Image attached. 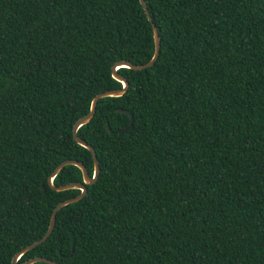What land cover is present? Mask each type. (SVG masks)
<instances>
[{
  "label": "trees",
  "instance_id": "trees-1",
  "mask_svg": "<svg viewBox=\"0 0 264 264\" xmlns=\"http://www.w3.org/2000/svg\"><path fill=\"white\" fill-rule=\"evenodd\" d=\"M145 2L0 0V264L80 193L60 162L93 175L73 125L153 25L77 130L96 181L18 262L264 264V0Z\"/></svg>",
  "mask_w": 264,
  "mask_h": 264
},
{
  "label": "water",
  "instance_id": "water-1",
  "mask_svg": "<svg viewBox=\"0 0 264 264\" xmlns=\"http://www.w3.org/2000/svg\"><path fill=\"white\" fill-rule=\"evenodd\" d=\"M140 3L142 5L147 17L149 19H151L150 15H149V12H148V9H147V5H146L145 0H140ZM153 39H154V53H153L152 57L150 58V60L147 61L144 64H133L130 61H127V60L116 61L112 65V76H113V78H115L116 80H118V81H120L122 83V87L121 88H115V89H108V90H105L103 92H100V93L96 94L91 100V105H90L89 112L86 115L80 117L74 123L73 129H72V134H73L74 140L77 143H79L80 145H82V146L86 147L87 149H89L91 154H92L93 163H94L93 175L90 176L86 166L81 161L76 160V159L64 160V161L60 162L55 167L54 171L52 172V174L48 178V183L50 184V186L56 191H63V190H67V189H80V193L78 195L74 196V197H70V198L61 200L60 202H58L55 205V207L53 208V211L51 213L50 223H49L48 229L45 232V234L40 239H38V240L26 245L21 250L16 252L15 255L13 256V258H12V264H33V263L39 262V261H43V262H46V263H49V264H59L57 261H53V260L48 259V258L43 257V256H35V257L30 258V259H27L26 261H24L22 263H19L18 260L20 259V257L26 251H28V250L32 249L33 247H35L36 245L44 242L48 238V236L51 234V232H52V230L54 228V225H55L56 212L61 207H63L64 205H67L69 203H72V202H75V201L81 199L84 196V194L86 193V191H87V185L88 184L90 185V184H92V183H94L96 181V179L98 177V174H99V171H100V166H99V162H98V159H97V156H96V152H95L94 148L89 143H87L85 140H83L82 138H80L78 136L77 130H78V128L81 125L87 123L93 117V115L95 113V110H96L97 102H98V100L100 98L108 97V96H121L125 92V90L127 89L128 81L117 72L118 68H120V67H128V68H132V69L138 70V69H143V68H146V67H150V66H152L154 64V62L157 60V57L159 55V50H160V36H159L158 30L155 27V25H153ZM117 111L125 113V114L130 116L129 123L124 128H122L121 130L118 131V133L120 134V133L128 130L133 125L134 118L131 115L129 110L119 108V109H117ZM106 128H107V131H110V128H109L108 124H106ZM70 164H73V165H76L77 167H79V169L82 172L83 180L82 181H74V182H70V183H66V184H62V185H58V186L54 185L53 184V178L55 177V175L64 166L70 165Z\"/></svg>",
  "mask_w": 264,
  "mask_h": 264
}]
</instances>
